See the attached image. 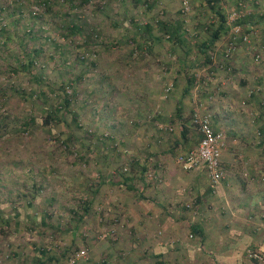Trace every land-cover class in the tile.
I'll return each mask as SVG.
<instances>
[{
    "label": "rangeland",
    "instance_id": "rangeland-1",
    "mask_svg": "<svg viewBox=\"0 0 264 264\" xmlns=\"http://www.w3.org/2000/svg\"><path fill=\"white\" fill-rule=\"evenodd\" d=\"M141 1L89 0L83 7L77 5L70 9L69 4L62 2L49 8L43 0H0L7 29L12 28L9 23H12L15 16L20 20L12 39L5 40L2 47L4 50L0 52V85L4 88L7 86V92L3 94L4 101L0 99V112H3L0 117L6 119L7 130L14 124L12 118L20 117L22 120L23 116L32 114L36 122L28 133H19L10 143H2L0 146V264H40V259L45 261L47 256L53 257L51 264H69L71 259L75 260L73 264H262L247 255L248 250L261 252L249 245L238 249L241 254L238 259H220L221 255L209 247L208 242L229 239V227H210L203 241H198L192 232H187L185 239L191 245L198 244L200 249L196 253L188 251L187 257L181 259L159 258L151 253L149 237L152 233L157 238L163 236L164 228L157 227L151 231L146 223L144 229L147 234L143 235L135 228L134 216L144 213L140 201L145 202V205L149 202V198L140 193L150 184L157 182L161 185L173 176L178 181L176 186L180 192L185 194L189 190L192 193L191 182L198 177L199 187L205 190L204 167L198 165L184 169L176 161L178 155L198 145L195 138L198 136L197 129L192 120L186 127L190 145L175 146L173 153L165 156V159L158 158L157 167L149 168L148 183L135 179L132 182L135 189H129L127 184L130 181H122L121 175L126 176L130 170L129 161L133 154H138L142 162L146 155V143L155 140L163 144L169 140L167 136H171L163 134L160 141L152 136L153 128H150V133L145 125L133 127V105L138 97V101L141 98L140 102L147 103V108L153 101L155 112L165 110L170 117L179 106L178 100H181V115L184 118L190 116L192 107L197 115H213L216 108L219 109L218 103H221L226 106L224 111L233 109L235 124L229 126L232 122L226 119L228 124L225 127L234 129L239 126L238 129L243 130V133L238 131L235 138L241 142L249 140L257 149L256 156L264 154V136L258 134L260 128H264L259 117L264 108H258L253 100L251 103H242L241 94L233 90L232 85L234 78L239 80L247 72L243 70L244 67L257 65L256 68H260L256 72L264 68L261 64H255L256 59H264V45L252 44L251 41L236 45L231 56L235 55L234 67L241 68L242 73H232L226 79L223 74L227 71L213 70V64L201 66L196 73L199 83L191 88L188 96L182 98L187 79L183 69L185 62L180 60L183 48L170 49L166 42L158 41L154 49L160 62H147L143 59L126 68L120 64L122 56L130 50L129 46L103 51L99 43L103 39L111 40L114 36L132 35L134 22H144L156 15L163 19L181 21L188 39L194 43L200 21L207 20V24L212 25L214 18L212 15L204 16L199 6L202 0H187L186 4L183 0H156L152 10H146ZM237 1L222 0L227 23L231 28L216 40L215 45L218 46L207 50L209 54H214L217 47L221 46L223 51L228 50L224 43L229 40L230 34H238L237 29H240L236 20L252 10L251 0H244L236 6ZM99 4L103 7L98 10ZM66 17L77 20L81 25L87 24L88 30L95 29L101 37L96 38L98 46L94 47V41L89 44V41L77 34L63 33L57 23ZM254 29L252 26L246 28L247 32L244 33L248 40L254 35ZM202 30L205 31V37H210L211 31L206 26ZM25 48L26 51L37 52L34 69L15 70V60L9 55L12 52L17 54ZM195 48L192 46L187 64L194 63L197 56ZM5 67H14V70L5 72ZM40 74L44 77L42 83L47 79L52 84L48 90L43 85L37 86L33 76L39 77ZM62 79L67 80L65 91L73 95V112L77 115V124L68 118L66 122L51 127V132L48 131L49 126L41 124L43 105L42 100L37 98L44 88L46 95L59 101V96L63 95L60 89ZM172 80L176 81L175 88L170 84L175 85ZM167 84L173 87L170 96L167 95ZM199 85H207L209 95L201 104L197 103ZM259 89L257 87L256 91ZM223 93L227 96L230 94V97ZM33 96L35 99H32ZM173 119L172 126L178 133L182 128L179 124L186 121ZM70 128L74 131L73 139L69 144L63 143ZM217 128L224 134V143L233 140L234 136L228 133L227 128ZM151 143L156 146V143ZM65 144L68 145L67 149ZM232 146L230 143L226 148L235 152ZM134 172L140 174V167H135ZM101 177L102 184L95 193L87 189L88 184H93L95 179ZM118 180L121 182L117 183ZM142 196L143 199L140 198ZM193 197L192 193L182 206ZM80 198L91 199V210L82 218L78 211L73 213ZM194 203L192 207H184L191 220L199 216L197 202ZM174 211L169 209L170 213ZM42 216L47 217L45 223L41 221ZM170 243L179 244L175 239ZM43 249L48 252L42 256ZM228 255L232 256L233 253Z\"/></svg>",
    "mask_w": 264,
    "mask_h": 264
},
{
    "label": "trees",
    "instance_id": "trees-1",
    "mask_svg": "<svg viewBox=\"0 0 264 264\" xmlns=\"http://www.w3.org/2000/svg\"><path fill=\"white\" fill-rule=\"evenodd\" d=\"M44 4L48 5L47 7H53V4L57 3H67L69 4V8L73 9L77 5H82V7L85 5L86 2L89 0H43ZM97 1V0H96ZM222 0H202V3H199V6L203 9V13L205 14L204 16L212 15L214 18V22L212 25L207 24V20L201 22L200 21V27L198 28V34L194 36L195 42L191 43L190 40L188 39V36L184 32V28L182 27V22L176 19H163L160 16H155V17H150L144 22H139L135 23L132 25L134 29L132 30V35L129 33L127 35L123 36H114L111 40H102V44L99 43V46L102 47L103 51H110L119 48L120 46H129L130 50L122 56L121 60V66L124 65L126 68H130L132 64L134 63H140L143 59L147 60V62H154L158 61L160 62V58L158 56V53L154 49V45H157L156 42H166L170 49L172 48H183L182 54L180 55V60L182 62H185L186 65L184 66V72L187 74V79L185 83V89L182 92L181 97L188 96L191 91V88L196 86L199 81L196 79V73L197 70L201 66L205 65H212V69H222L227 71V73L224 72V76H228L233 74H237L241 72V68L238 66L234 67L235 63V55L231 56V54L226 55V52L223 51V46L220 48L217 47V50L214 52V54H209L207 50L211 49L212 47L218 46L216 44V40L220 38L221 34H227L229 32V29L231 28L230 24L227 23V18H226V9L222 5ZM244 2V0H239L236 3V6L240 3ZM264 0H251V7L252 10L248 13H246L243 17L238 18L236 20V23L240 25V29L238 34H230L229 40H227L224 45L225 46H231L230 48L231 51L233 52L235 50L236 45L239 43H243L248 41L252 44H257V45H264ZM78 3V4H77ZM101 3V2H100ZM141 5H145L146 10H152V8L156 4V0H142ZM235 3V2H234ZM139 4V3H138ZM137 4V5H138ZM100 8H97L98 10L101 9L103 6L102 4H99ZM3 8L0 7V11H2ZM4 21V20H3ZM12 23H9V27L11 26V29H7L8 25L5 23L3 26H1L0 29V52L1 49L4 50L3 44L5 40H10L12 39V34L13 31L16 28V25L20 23V20L17 16H15L12 20ZM118 20H114V22H117ZM5 22V21H4ZM209 25V26H208ZM57 26L59 29L67 34V35H72V34H77L79 37H83L87 42L89 41V44L94 41V47L98 46L96 45L95 41L97 40L96 38L100 39L101 37L97 35L98 32L95 31V29H89L87 27V24L81 25L80 23L72 19L70 17H66L64 19H61L60 23H57ZM203 26H206L207 29L211 31L210 37H205L204 32L202 30ZM248 26H252L255 28L254 35L246 39L244 38V35L247 32L246 28ZM156 31V33L154 32ZM93 39V40H92ZM115 45V46H114ZM192 46L196 47L195 51L197 52L196 58H194V63L187 64V56L189 53L192 51ZM121 49V48H120ZM36 51L30 52L29 50L26 51L25 49H21L20 51L17 52V54L10 53L9 57L11 56L15 60V70H27V71H32L34 69V65L37 62L36 59ZM202 55V57H201ZM155 58V59H153ZM150 59V60H149ZM160 64V63H159ZM255 64H261L264 67V59H259L255 60ZM256 66L253 67H244L243 70H246L244 75L240 77V84L243 82L244 85H246L247 82H249V79L253 81L252 84H250L249 87L247 85L248 90H245L243 94H241L242 100L246 101V103H251V101H255L258 104L259 108H264V68L259 72H256V69H259L260 67L256 68ZM5 72L14 70V67H5L4 68ZM242 73V72H241ZM248 74V75H247ZM103 77L104 75L101 74ZM245 76L248 78L246 79ZM34 79L37 81V86L42 87V85L48 90L52 84L45 79L44 83H42V78L44 79L43 75L40 74L39 77L37 75L33 76ZM236 79V78H234ZM62 83L60 86V89L62 90V96H59V101L54 100L53 98H50L49 95L45 92H47L44 88L41 92L38 94V99L42 100V111L44 112V116L42 119L41 124L48 127V131H51V127L53 128L54 126L58 124H62L63 122H66L68 118L74 122V124H77V115L75 112H73V102H72V96L68 92L65 91L66 87L68 86L67 83H65V79H62ZM173 83L175 84L176 81L172 80ZM157 82V81H156ZM75 83V82H73ZM171 86L174 88L176 87L175 85ZM170 84H167L166 87H169L167 91V95L170 96L173 92V87L169 86ZM241 84V85H243ZM7 87V86H6ZM4 88L3 85H0V95L6 94L7 88ZM260 87L258 91H256V88ZM199 100L197 103L201 104V101H205L206 98L209 97L208 95V87L207 85L202 86L199 85ZM250 91V94L247 95L248 91ZM36 97V94L34 95ZM34 96L32 99H35ZM246 97V98H243ZM1 100L4 101L5 96L3 95L0 97ZM139 99V97H138ZM136 100V103L133 105V120L135 122L133 123V127L137 128L140 125H145V129L147 132H152L155 137H157L160 141L163 139V134H168L171 136H167V139L172 138L174 135H181L179 137V141L182 139V137H185L186 135L188 136V132L186 129V124L189 123L192 120V124L194 127L197 129V124L194 122V119L196 117V112L194 108H190V116L187 118L182 117L181 115V110L182 108L180 107L181 105V100L177 101V109L176 112L171 114V117L169 114L165 113L164 111H157L155 112L153 110L154 105H152L153 101H151V104H149V107L147 108L146 105L147 103H142L140 100ZM181 99V98H180ZM196 103V104H197ZM5 104V103H4ZM207 110V109H205ZM3 113V112H0ZM201 114H206V113H201ZM174 118L181 119V121H186L185 124L181 123V130L176 131V129L173 128L171 122H174ZM259 117H261V120L263 121L264 125V112H261L259 114ZM209 120H210V125L212 129L215 132H218V126H217V118L215 114L209 115ZM183 119V120H182ZM11 121L14 122L13 126L11 129L7 130V124H6V119L4 117H0V146L2 143H10L13 138H15L19 133H28L29 130L32 129V126H34L35 118L32 114L25 115L22 117V120L20 117L12 118ZM169 122V123H168ZM262 123V122H261ZM261 126V125H260ZM150 128H153L151 131ZM185 131V133H184ZM261 131V132H260ZM260 131L258 132L259 134H262L264 136V128L261 127ZM52 132V131H51ZM197 134L198 136L195 137L197 140L198 138L200 139V133L197 129ZM64 133V132H63ZM74 131L71 130V128L68 130V133H66V137L64 138V142H67L69 144L72 139ZM177 137V136H175ZM189 138V136H188ZM164 139V140H167ZM196 140V141H197ZM67 144H65V149H67ZM145 147V153L143 161L141 162L140 156L137 154H133L130 162V170L126 174V176L121 175L123 177V182H128L130 181V184H127V187L129 189H135L133 185V181L135 179H142L145 180V182L148 183L147 181V173L149 171V168L152 167H157L158 162V157L156 154L148 152L149 150ZM151 159H153V162H151ZM153 165V166H152ZM135 167H140V174H135ZM123 171V169L121 168ZM98 172V171H97ZM102 176V172L101 175ZM93 178H91V181ZM102 177L101 179L93 182V184L87 186L88 190L94 191L93 193L96 192V190L99 189L101 186L102 182ZM121 182V180H118L117 183ZM143 197V196H142ZM91 199H82L80 198V202H77L76 204V209L73 213H79V216L82 218L85 216V214L89 213L91 208ZM185 207V206H183ZM42 223H45L47 221V217L42 216L41 217ZM77 226V224L75 225ZM192 230H195V228H191ZM48 252L46 249H43L42 256ZM47 254V253H46ZM53 257L47 256L45 258V261L41 258L40 259V264H51V260ZM159 264V263H158Z\"/></svg>",
    "mask_w": 264,
    "mask_h": 264
},
{
    "label": "crops",
    "instance_id": "crops-1",
    "mask_svg": "<svg viewBox=\"0 0 264 264\" xmlns=\"http://www.w3.org/2000/svg\"><path fill=\"white\" fill-rule=\"evenodd\" d=\"M224 78L226 79V76ZM245 78L248 79L246 76ZM239 80L234 79L232 81V85L234 84L233 90L238 94H243L247 85L249 86L253 81L249 79L246 85L243 82L241 83L243 85H241ZM217 81L219 82L220 80L217 79ZM223 88L225 90V87ZM223 95L230 97V94L227 96V94L223 93ZM254 104L258 105L257 103ZM218 106V110L215 107L217 110H215L216 124L222 130L227 128L228 133L234 138L231 142L225 141L223 145L221 166L224 168L226 175L217 188L214 191L208 188L206 174H204L203 178L205 190L199 187L200 180L198 177H195V181L192 180L191 182L193 198L197 202V208H199V216L191 220L187 209L182 206V203L192 193L189 190L185 194L180 192V188L176 186L178 181L173 176L168 177V182L165 181L161 185L157 184V182L154 185L150 184L149 188H143L140 193V195L149 198V202L145 205V202L140 201V206L143 207L144 213L142 215L138 213V215L134 216L135 228L139 230L141 235L147 234L144 229L147 224H149L148 227H151V231L157 227L164 228L163 236L157 238L152 233V237H149L150 251L155 257L166 259L177 257L181 259L187 257L188 251L196 253L200 249L199 245L195 243L191 245V242L185 239V235L190 231L195 239L203 241L204 236L208 235L210 227L219 229L231 228L229 239H216L208 242L209 247L221 255L220 259H238L241 255L238 249L244 245H249L251 248L258 249L264 253V154H261L262 156H259V158L256 156L257 149L254 148L249 140L241 142L235 138V133L238 131L243 133V130H239V126L236 125L234 129L225 127L228 124L225 122L226 119L232 122L229 123V126L235 124L232 117L233 109L224 111L223 108H226V106L221 103H218ZM187 125L185 126L187 127ZM178 139L179 136H172L163 144L150 140L156 143V146L152 145L151 142L146 143L144 146L148 150L151 149V152L153 151L158 158L165 159V156L167 157L170 153H173L175 146L182 145L186 147L190 145L187 135L182 137L180 141ZM197 143H199V138ZM230 143L233 145L232 149L235 147V152L227 150L226 146L230 145ZM140 198L143 199L144 197ZM170 208L176 211L170 213ZM192 227L195 230H192ZM174 239L179 244H171V240ZM228 253H233V255L230 256Z\"/></svg>",
    "mask_w": 264,
    "mask_h": 264
},
{
    "label": "built area",
    "instance_id": "built-area-1",
    "mask_svg": "<svg viewBox=\"0 0 264 264\" xmlns=\"http://www.w3.org/2000/svg\"><path fill=\"white\" fill-rule=\"evenodd\" d=\"M183 3L186 4L187 0H183ZM33 13L35 12L33 11ZM3 20V12L0 11V29L1 26L5 24ZM237 30V32H239V28ZM244 38L247 39V35H244ZM230 47L231 46L225 51L226 55L231 54V49H233V47ZM259 55L260 54L257 55V58H259ZM248 94H250V92ZM242 101V103L245 102L244 100ZM208 117V114L196 115L194 122L197 124V129L200 133L199 143L194 149L178 155L176 161L184 169L202 165L205 170L208 188L214 191L226 175L224 168L221 166V151L224 145V134L220 131L215 132L212 129ZM262 147L264 148V142ZM194 202L196 201L193 198L191 201L186 202L185 206L192 207L195 204ZM247 255L262 264L264 263V255L257 250H248ZM74 262L75 260L71 259L69 264H73Z\"/></svg>",
    "mask_w": 264,
    "mask_h": 264
}]
</instances>
